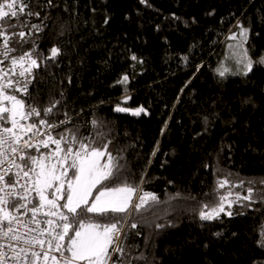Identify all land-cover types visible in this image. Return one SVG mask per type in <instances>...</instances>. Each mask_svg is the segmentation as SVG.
I'll use <instances>...</instances> for the list:
<instances>
[{
	"label": "trees",
	"instance_id": "trees-1",
	"mask_svg": "<svg viewBox=\"0 0 264 264\" xmlns=\"http://www.w3.org/2000/svg\"><path fill=\"white\" fill-rule=\"evenodd\" d=\"M24 2L39 16L20 17L29 43L11 44L18 48L11 55L31 51L34 41L40 66L30 77V96L18 98L42 116L55 104L45 117L59 125L55 135L71 129L101 150L107 144L124 166L121 179L142 189L135 202L143 192L157 197L151 208L125 214L117 244L123 252H113L109 264L264 261L256 244L264 225V65L255 64L247 76L221 78L215 71L240 26L248 29L250 57L264 55V0ZM53 46L60 54L45 59ZM124 75L127 84L117 83ZM117 104L143 106L148 114L116 112ZM249 188L251 201L243 199ZM220 196L232 200L225 208L233 215L201 221L203 205H215Z\"/></svg>",
	"mask_w": 264,
	"mask_h": 264
},
{
	"label": "snow or ice",
	"instance_id": "snow-or-ice-1",
	"mask_svg": "<svg viewBox=\"0 0 264 264\" xmlns=\"http://www.w3.org/2000/svg\"><path fill=\"white\" fill-rule=\"evenodd\" d=\"M25 14L39 16L24 0L0 3V38H3L0 65L10 61L7 71L0 67V264H106L111 259L110 246L128 223L125 214H129L130 208L136 212L151 208L150 202H156L157 197L143 192L133 203L134 194L142 189L121 179L125 175L124 166L119 163L120 158L107 151V144L101 150L89 137L80 138L71 129L66 130L67 135L57 133L59 138L54 137L50 130L59 125L49 123L45 117L52 113L55 104L44 108L42 116L38 107L26 106V101L18 98L16 93L30 96V77L33 69L40 66L33 58L36 51L34 41L31 51L11 55L18 51L11 44L23 48L29 43L31 33L23 30L28 27L27 21L21 23L20 20ZM18 28L21 30L16 31ZM31 28L41 30L36 24ZM239 37L236 45L229 44L228 47L239 50L234 51L231 58L242 68L232 72L221 61L215 69L221 78L228 74L247 76L255 64L264 65V55L253 60L249 48L244 47L248 40L247 28L240 26ZM229 39L235 40L236 34ZM59 54L60 49L53 46L50 56L45 59H55ZM132 59L137 57L133 55ZM182 59L187 61L188 57ZM17 66L20 68L18 73ZM127 81L128 76L124 75L117 83L126 85ZM114 110L130 112L133 116L148 114L143 106L131 109L117 104ZM32 117H38V122L26 123ZM66 122L60 121V124ZM97 124L94 119L92 125ZM40 126L45 131H41ZM53 144L55 148L51 149ZM32 149L35 154L30 151ZM105 156L107 159L102 163L101 158ZM106 181L112 186L105 184ZM225 183L227 181H222L219 186L224 187ZM248 191L249 195L243 199L251 201L252 189ZM225 200V196H220L215 205H203L199 219L217 220L221 213L231 217L233 212L225 211ZM231 206L232 202H229V208ZM130 227L135 229L137 224L133 222ZM214 235L219 237L221 233ZM256 244L264 250V225ZM112 251L122 253L123 249L117 245ZM253 264H264V261H253Z\"/></svg>",
	"mask_w": 264,
	"mask_h": 264
},
{
	"label": "rangeland",
	"instance_id": "rangeland-1",
	"mask_svg": "<svg viewBox=\"0 0 264 264\" xmlns=\"http://www.w3.org/2000/svg\"><path fill=\"white\" fill-rule=\"evenodd\" d=\"M5 10H6V9H5ZM239 32H240V29H239L238 31L234 32V33L236 34V39H235V40L230 39L229 42H228V45H229V44H231V45H236V44L238 43V41H239V39H240V37H239ZM232 34H233V33H232ZM228 45H227V47H226V50H225V52H224V55H223V58H222L221 61H223L225 67L230 68V70H231L232 72H236V71H238L240 68H242V65H237V64L235 63V60L232 59L231 56H232V54H233L234 51H239V50H238V49H229ZM244 47L247 48V47H246V43H245ZM249 55H250V54H249ZM0 66H1V65H0ZM4 70L7 71L8 69H4ZM17 70L20 71L19 66H17L16 71H17ZM229 75H232V74H229ZM50 148H51V149H54V148H55V145H52ZM43 151H44V150H43ZM33 154H34V153H33ZM101 162H102V158H101ZM102 163H103V162H102ZM136 197H137V194H134V196H133V203L135 202ZM229 202H232V200H231V199L226 200V201H225V204H224V207H225V205H229ZM225 211H226V208H225ZM116 244H117V240H114L113 245L110 246V248H109V252L111 253V256H112V254H113L112 248L116 247V246H117ZM111 251H112V252H111ZM109 261H110V260H108V261L106 262V264H109ZM81 264H83V262H81Z\"/></svg>",
	"mask_w": 264,
	"mask_h": 264
},
{
	"label": "built area",
	"instance_id": "built-area-1",
	"mask_svg": "<svg viewBox=\"0 0 264 264\" xmlns=\"http://www.w3.org/2000/svg\"><path fill=\"white\" fill-rule=\"evenodd\" d=\"M32 121H34L32 118H31V120L30 121H27L26 123H29V122H32ZM40 130L41 131H45V129L43 128V126H40ZM51 132H52V135L54 136V137H56V135H55V129H53V130H50ZM54 145V144H53ZM52 145H50V147H51ZM41 149H43V148H41ZM32 150H34V149H32ZM31 151V150H30ZM122 232H123V230L121 231V233H120V235H119V238L118 239H116L117 240V244H118V242H119V240H120V238H121V236H122ZM116 244V245H117ZM58 255V254H57Z\"/></svg>",
	"mask_w": 264,
	"mask_h": 264
}]
</instances>
